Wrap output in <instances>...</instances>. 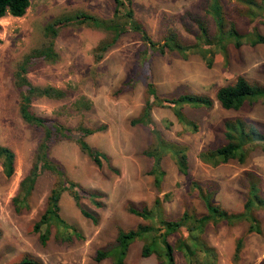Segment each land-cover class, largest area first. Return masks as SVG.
Returning a JSON list of instances; mask_svg holds the SVG:
<instances>
[{"label":"rangeland","instance_id":"obj_1","mask_svg":"<svg viewBox=\"0 0 264 264\" xmlns=\"http://www.w3.org/2000/svg\"><path fill=\"white\" fill-rule=\"evenodd\" d=\"M221 2L239 32H246L256 23L257 18L251 21L245 15L247 5L236 0ZM206 6L207 0H133L135 17L153 40L162 41L168 29L173 28L186 44L194 42L198 32L193 17L206 20L210 33H215L216 26L206 14ZM113 7V0H30L24 15L0 18V143L15 153V170L11 176L3 173L0 163V264L17 262L25 255L42 264H113L110 257L97 261L96 250L112 244L119 229L147 223L130 213L129 206L150 208L156 196L162 198L170 192V197L163 200L164 217L175 220L184 211L196 215L206 212L197 190L190 185L191 180L214 191L213 202L229 212L243 210L250 173L264 197V140L247 146L244 162L234 159L211 166L199 159L201 151L225 143L223 122L228 118L241 117L264 135V100L246 102L240 109L232 110L222 108L215 99L217 89L233 83L238 76L255 86H264V43L245 44L240 48L229 45L227 60L218 47H212L213 63L208 67L199 52L187 57L175 51L148 52L143 59L141 54L146 46L136 32L129 31L97 61L93 49L107 34L85 23L64 19L79 12L108 18ZM51 24L57 29L54 38L46 31ZM257 28L264 35V25L258 23ZM50 40H53L54 56H39ZM204 53L210 55L208 51ZM30 54L26 71L30 82L66 92L61 99L44 96L33 99V112L75 129L79 125L104 126L85 139L92 147L105 152L118 170L110 169L105 161L98 167L80 150L74 133L71 139L59 138L52 142L50 158L85 191L102 195L103 205L96 207L82 193L81 202L96 214L94 222L81 213L68 191L62 193L60 215L80 233L70 241L58 239L52 228L50 240L42 244L38 233L33 231L55 180L48 171L39 176L28 208L16 211L12 203L42 137V131L25 122L19 114L20 89L15 85V73L19 63ZM147 79L155 85L159 97L197 93L214 99L210 108L184 105L182 110L191 126L180 123L174 109L160 105L152 108L154 127L165 139L185 145L188 154L187 176L178 170L169 155L164 156L162 164L166 174L161 192L156 190L149 174L152 160L144 154L153 142L152 126L131 123L144 105ZM81 97L91 102V106L77 111L72 104ZM252 215L259 221L261 234L249 233L246 221L232 225L219 221L206 226L202 237L216 250L218 264H264V207L253 208ZM186 235L187 230L181 226L168 235V241L175 245ZM239 237L243 238V247L235 259ZM157 245L156 250L162 253V244ZM142 248V240L134 241L125 258L126 264H159L157 253L144 257ZM174 256L176 264H188L179 250H174Z\"/></svg>","mask_w":264,"mask_h":264},{"label":"trees","instance_id":"obj_2","mask_svg":"<svg viewBox=\"0 0 264 264\" xmlns=\"http://www.w3.org/2000/svg\"><path fill=\"white\" fill-rule=\"evenodd\" d=\"M247 5L245 15H248L251 21L256 19V23L246 32H239L233 20L227 17L221 0H207L206 14L213 19L216 30L211 34L206 20L193 17V21L198 27L195 40L186 44L179 38L178 33L173 28H169L162 41L153 40L144 25L136 19L133 9V0H113V12L108 18L98 17L86 12H79L64 20L79 21L88 26L104 31L107 36L102 39L93 49L95 59H101L103 53L112 47L116 41L126 32H136L142 42L145 44L141 57L144 59L148 52L164 54L165 52H177L183 57L190 53L199 52L208 67L212 66L214 52L212 47H218L224 54L225 60L228 59L230 51L229 45L236 48L247 44L254 46L264 43V35L260 33L257 24L264 25V0H236ZM30 5V0H0V18L11 15L19 17L25 14ZM63 21V20H61ZM61 23V22H59ZM54 24L47 25V34L54 38L57 35V29ZM53 40H50L46 48L40 50L39 56L53 57ZM210 55H205L204 52ZM32 55H27L19 63L15 73V85L20 89L19 114L28 124L39 128L42 131V137L34 152L33 163L28 173L20 180L16 195L12 198V203L16 211H21L29 207V198L33 193L39 176L48 171L55 180L49 190L46 198L45 209L39 219L33 225V231L38 233L39 241L47 244L51 238L52 228L55 229V235L58 239L70 241L73 236H79L80 233L75 225L67 222L60 215V198L64 191H68L74 198L81 213L92 219L94 222L96 214L90 211L82 200V193L88 195L90 201L96 206L101 207L100 192L85 191L80 185L70 179L64 168L50 158L49 152L52 142L55 139H71L74 134L77 135L76 142L82 152L86 153L92 161L102 167L105 161L110 169L117 172L110 160V157L103 151L92 147L86 137L102 130L104 126L100 125L94 128L79 125L75 128L64 126L63 124L42 117L32 110L33 99L38 97H48L53 99L64 98L66 92L63 89L46 85L39 86L30 82L26 76L27 65ZM145 101L141 108L140 115L131 121L132 124L151 125L153 142L144 150V154L151 158L152 163L149 174L153 177V184L157 191L161 192V186L166 174L163 168V158L169 155L176 163L178 170L184 174H189L187 147L183 144H176L171 140L165 139L161 133L154 127L151 117V110L154 106L160 105L174 109V114L178 121L185 126H191L188 117L182 110L184 105L197 108H210L214 104V99L208 95L197 93H182L175 97H159L155 85L151 80L145 81ZM215 99L224 109L238 110L244 103L264 100V86H255L245 77L238 76L236 80L228 85L221 86L215 93ZM75 110L89 109L91 102L81 97L73 104ZM225 143L214 148L201 151L199 159L211 166H217L221 163H227L230 160L237 159L244 162L247 154V146L260 140H264V135L252 124L241 117L228 118L223 122ZM74 133V134H73ZM0 163L2 171L6 176H11L15 170L14 151L0 143ZM191 180V179H190ZM193 189L204 203L206 212L201 215L184 211L182 215L175 220H170L163 215V200L170 197V192L163 194L162 198L156 196L153 205L150 208H136L129 206L128 210L147 223H139L134 228L119 229L112 244L96 250L95 259L101 261L110 257L113 264H126L130 245L136 240L143 241L142 255L149 256L155 252L159 258V264H176L174 250L177 249L183 253L188 264H218L217 252L214 247L209 246L203 240L202 234L209 223L224 221L228 224H236L241 221L248 222V232L261 234L263 230L259 221L252 215L255 207H264V197L260 193L257 181L250 173L248 180V192L243 204V210L240 212H229L215 204L212 199L214 191H208L202 184L195 180L190 181ZM184 226L187 235L181 236L175 245L168 241V235ZM1 235V233H0ZM162 244L163 252L156 250L157 244ZM243 247V238L239 237L236 241L234 258L239 257ZM9 264H42V262L29 255H25L17 262Z\"/></svg>","mask_w":264,"mask_h":264}]
</instances>
